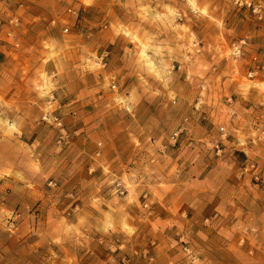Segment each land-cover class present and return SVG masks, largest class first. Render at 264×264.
<instances>
[{
  "label": "rangeland",
  "instance_id": "1",
  "mask_svg": "<svg viewBox=\"0 0 264 264\" xmlns=\"http://www.w3.org/2000/svg\"><path fill=\"white\" fill-rule=\"evenodd\" d=\"M254 1L0 0V264H264Z\"/></svg>",
  "mask_w": 264,
  "mask_h": 264
},
{
  "label": "built area",
  "instance_id": "2",
  "mask_svg": "<svg viewBox=\"0 0 264 264\" xmlns=\"http://www.w3.org/2000/svg\"><path fill=\"white\" fill-rule=\"evenodd\" d=\"M235 3H237L239 6L250 8L253 12L258 14L259 18L261 17L259 4H256L254 0H235ZM65 31H68V28H66Z\"/></svg>",
  "mask_w": 264,
  "mask_h": 264
},
{
  "label": "crops",
  "instance_id": "3",
  "mask_svg": "<svg viewBox=\"0 0 264 264\" xmlns=\"http://www.w3.org/2000/svg\"><path fill=\"white\" fill-rule=\"evenodd\" d=\"M118 3H120V2H118ZM98 4V3H97ZM122 4V3H121ZM118 10H120V8L118 9ZM125 25H127V23H124Z\"/></svg>",
  "mask_w": 264,
  "mask_h": 264
}]
</instances>
